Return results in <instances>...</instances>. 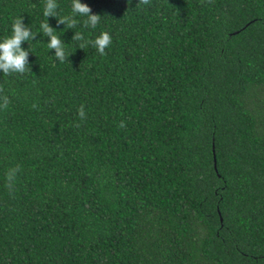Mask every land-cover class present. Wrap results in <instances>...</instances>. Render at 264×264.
Wrapping results in <instances>:
<instances>
[{
  "label": "trees",
  "instance_id": "trees-1",
  "mask_svg": "<svg viewBox=\"0 0 264 264\" xmlns=\"http://www.w3.org/2000/svg\"><path fill=\"white\" fill-rule=\"evenodd\" d=\"M80 2L95 29L0 0V42L48 19L73 53L38 33L0 70V264H264V0Z\"/></svg>",
  "mask_w": 264,
  "mask_h": 264
},
{
  "label": "clouds",
  "instance_id": "clouds-1",
  "mask_svg": "<svg viewBox=\"0 0 264 264\" xmlns=\"http://www.w3.org/2000/svg\"><path fill=\"white\" fill-rule=\"evenodd\" d=\"M212 0H208L211 3ZM150 0H138L136 7L141 5H149ZM72 15L71 16H58V4L56 0H46L43 15L46 18L54 17L57 20L58 25H65L66 29H73L77 26L78 21L74 18L79 15L81 17H86L83 20L84 28L95 29L100 23L101 16L98 14H92V9L87 5L80 2V0H72ZM23 17H17L12 24V35L5 38L3 42H0V70H2L4 76H11L12 74H25L30 72L29 65V52L21 47L22 42L32 41L38 33H42L44 36L49 37V42L47 46L49 49L55 50V57L60 63L68 62V58L73 53H68L65 50L64 41L57 36V32L48 23V19L39 25V30L33 32L31 28L26 26L23 22ZM72 40L79 41L77 48L85 49L89 44L96 48L99 55H106V49L112 44V37L108 32H101L95 40H87L81 32H75ZM76 48V49H77ZM69 63V62H68ZM4 89L0 87V108L6 109L10 104V99L7 95L3 94ZM35 108L36 105L34 104ZM78 117L80 120L86 119V113L84 110V105H81L78 109ZM75 127L79 128L80 124L76 123ZM120 128H125L126 125L123 121L119 124ZM20 171L19 166L10 168L6 172V187L9 191L13 190V186L16 183L17 173Z\"/></svg>",
  "mask_w": 264,
  "mask_h": 264
}]
</instances>
